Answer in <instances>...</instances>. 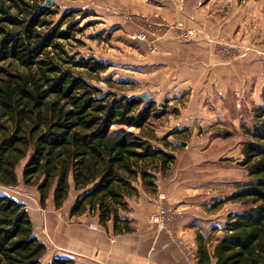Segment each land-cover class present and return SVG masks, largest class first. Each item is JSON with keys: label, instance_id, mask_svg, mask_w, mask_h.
I'll list each match as a JSON object with an SVG mask.
<instances>
[{"label": "trees", "instance_id": "trees-1", "mask_svg": "<svg viewBox=\"0 0 264 264\" xmlns=\"http://www.w3.org/2000/svg\"><path fill=\"white\" fill-rule=\"evenodd\" d=\"M42 6L0 0V187L36 188L43 209L49 201L61 209L76 192L71 216L89 214L117 235L132 233L124 213L138 193L135 182L156 194L159 175L167 177L177 161L145 135L165 111L154 100L91 83L109 66L67 49L65 42H80L83 31L76 12L56 22L59 11ZM251 113L239 162L250 180L222 201L241 209L228 215L214 249L211 236H198L196 264H264V97ZM47 252L27 204L0 194V264H76L63 257L45 262Z\"/></svg>", "mask_w": 264, "mask_h": 264}, {"label": "crops", "instance_id": "crops-1", "mask_svg": "<svg viewBox=\"0 0 264 264\" xmlns=\"http://www.w3.org/2000/svg\"><path fill=\"white\" fill-rule=\"evenodd\" d=\"M125 3L133 13L159 16L200 31L198 42L180 43L171 33L159 38L155 48L160 53L139 65L149 73L143 80L156 88L158 96H167L172 108H177L182 90L190 88L192 102L180 109L172 127L157 130L153 140L159 143L157 147L176 155L177 161L167 177L159 175L158 193H150L141 180L135 182L138 193L127 199L130 210L124 213L132 220L135 231L127 234H115L112 224L103 227L98 217L89 214L71 216L76 192L61 209H56L52 201L43 209L37 192L30 199L28 195L2 191L27 204L35 235L48 246L45 262L63 257L74 258L76 264H196L198 236H211L214 249L223 235L228 215L240 210L224 211L226 205L232 204L222 201L236 191L234 188L228 193V172L232 167L223 161L225 153L217 141L221 140L218 133L205 131L219 124L245 123L247 117L251 120L252 109L263 102L264 0H125ZM222 35L259 45L227 61L216 53L211 42ZM149 49L142 54L149 55L153 47ZM194 124L209 126L204 133H193L192 139L198 142L192 146L184 141L182 132ZM211 139L215 142L204 143ZM214 182L216 188H212ZM159 193L166 195L167 204L183 211L177 225L185 240L182 246L166 229L150 222ZM185 242L189 249L184 248Z\"/></svg>", "mask_w": 264, "mask_h": 264}, {"label": "rangeland", "instance_id": "rangeland-1", "mask_svg": "<svg viewBox=\"0 0 264 264\" xmlns=\"http://www.w3.org/2000/svg\"><path fill=\"white\" fill-rule=\"evenodd\" d=\"M39 1L44 6L48 0ZM53 9L59 11L58 15L54 17L56 22L61 19V16L64 13L75 11L76 17L74 19L75 21H78L79 27L83 29V31L76 36V39L80 42L74 40L65 42L70 53L75 54L78 52L81 57H95L108 64L109 68L105 72L89 79L91 83L102 88L104 91L114 90L119 94L125 95H129L130 93L142 95L148 92L151 95L150 100L156 101L157 110L165 111L164 116L151 121L145 135H149V137L153 139V135H156L157 130L166 131L169 127L174 125L172 122L174 119L176 120V118H178L177 116L180 114V109H185L192 100V97L190 96V88L182 90L178 95L177 108H172L173 106L168 103L169 99L167 96H158V92L155 90L156 88L150 87L147 82L143 80L144 78L149 77L147 76L149 73H146V70L144 69H140L139 65L144 61H149L154 55L160 53V51H157L155 48V41L159 38L161 39V37H165L168 33H171L180 43L198 42L200 40L199 30L188 28L183 23H181L182 27L178 28V23L173 24L161 19L159 16L147 17L145 15L133 13L129 10V7L126 6L125 0H55ZM145 18L155 24L165 22L168 26H172L173 28L167 30L168 28L163 29L161 27H154L156 36L149 35V38L146 41H140L135 38V36L141 31L140 22ZM189 32L194 35L196 34L195 37L188 38L186 34ZM166 38H169V36ZM211 40L215 45L214 48L216 53L227 59V61H230L235 57L237 58L250 48L255 49L254 47L259 45V43H252L249 45L247 42L244 43L243 39L238 40L237 37L229 35H222ZM248 45L249 48L246 47ZM149 47H153V51H149V55L142 54V52H145V50L147 51ZM150 78H154V76H150ZM150 82L151 84H154L153 80ZM250 117L251 120L247 117V122L245 123H230L227 125L219 124L217 126H212L209 130L206 129L207 131H205L209 132L210 130H214V133H218V137H220L221 140L217 141L220 142L223 152L225 153V155H223V161L225 164L228 163L229 167H232V170L228 172V193L232 192L238 183L250 180L248 171L239 166V162L243 160V143L248 139L245 134V128L254 124L252 113L250 114ZM207 126L209 125L201 126L194 124L188 127L186 126L183 128L182 132L184 134L182 136L186 138L184 141L195 146L198 141L192 139L193 133H204V128ZM129 131L139 133L138 130L134 129H130ZM156 142H153L152 140V143L155 146L159 144ZM208 142L212 144V142L215 141L211 139L204 143L206 144ZM179 143L181 144V141ZM22 165L23 164H21L18 170L20 175H22ZM216 187L217 184L214 182L212 188ZM2 191H7L8 193L16 195H28L27 197H30V199H33L32 196L37 192L36 188L26 187L22 182L16 188H8V190L0 188V194H5L1 193ZM228 203H231L232 205H226L224 211L234 210L235 208L241 209L239 208V204H235L234 202ZM170 235L178 245L182 246V242L185 241L182 231L177 229L173 235L171 233ZM183 246L184 248L187 247L189 249L187 244Z\"/></svg>", "mask_w": 264, "mask_h": 264}, {"label": "built area", "instance_id": "built-area-1", "mask_svg": "<svg viewBox=\"0 0 264 264\" xmlns=\"http://www.w3.org/2000/svg\"><path fill=\"white\" fill-rule=\"evenodd\" d=\"M141 31L135 36L140 41H146L149 38V35L156 36V32L154 30V27H161L163 29L168 28L167 30H170L169 28H173L172 26H168L165 22H160L158 24L153 23L152 21L145 18L144 20H141L140 22ZM182 24L178 23V28H181ZM196 35V34H195ZM195 35L193 33H187L186 36L188 38H194ZM166 195L161 193L158 195L157 199V207L156 211L151 215L150 222L157 224L164 229H166L168 232H170L172 235L175 231H177V225L183 215V211L179 208L172 206L170 204H167L165 202Z\"/></svg>", "mask_w": 264, "mask_h": 264}, {"label": "water", "instance_id": "water-1", "mask_svg": "<svg viewBox=\"0 0 264 264\" xmlns=\"http://www.w3.org/2000/svg\"><path fill=\"white\" fill-rule=\"evenodd\" d=\"M54 3H55V0H48L46 2V4L44 6H42V8H46V9L47 8H53L54 7ZM136 97H138V98H140L142 100H150L151 95H150V93L147 92V93H144L142 95H138Z\"/></svg>", "mask_w": 264, "mask_h": 264}]
</instances>
